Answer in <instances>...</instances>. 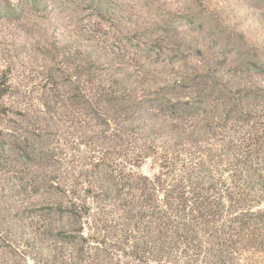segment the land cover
<instances>
[{
	"label": "rangeland",
	"instance_id": "obj_1",
	"mask_svg": "<svg viewBox=\"0 0 264 264\" xmlns=\"http://www.w3.org/2000/svg\"><path fill=\"white\" fill-rule=\"evenodd\" d=\"M238 95H264V0H0V264H74L65 194L152 175L128 139Z\"/></svg>",
	"mask_w": 264,
	"mask_h": 264
},
{
	"label": "trees",
	"instance_id": "obj_2",
	"mask_svg": "<svg viewBox=\"0 0 264 264\" xmlns=\"http://www.w3.org/2000/svg\"><path fill=\"white\" fill-rule=\"evenodd\" d=\"M233 101L176 103L164 143L127 141L126 163L152 175L113 170L109 191L65 194L74 264H264V95Z\"/></svg>",
	"mask_w": 264,
	"mask_h": 264
}]
</instances>
